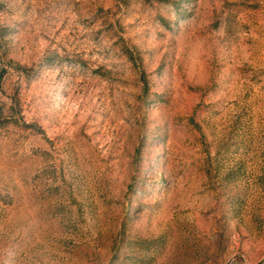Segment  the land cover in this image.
Wrapping results in <instances>:
<instances>
[{
    "label": "rangeland",
    "instance_id": "1",
    "mask_svg": "<svg viewBox=\"0 0 264 264\" xmlns=\"http://www.w3.org/2000/svg\"><path fill=\"white\" fill-rule=\"evenodd\" d=\"M0 264H264V0H0Z\"/></svg>",
    "mask_w": 264,
    "mask_h": 264
}]
</instances>
